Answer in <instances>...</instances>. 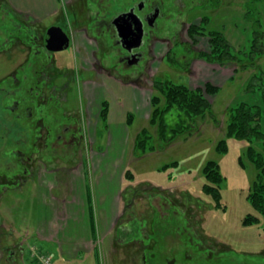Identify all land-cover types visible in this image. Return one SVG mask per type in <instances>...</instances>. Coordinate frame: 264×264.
I'll list each match as a JSON object with an SVG mask.
<instances>
[{
	"label": "rangeland",
	"instance_id": "374dc122",
	"mask_svg": "<svg viewBox=\"0 0 264 264\" xmlns=\"http://www.w3.org/2000/svg\"><path fill=\"white\" fill-rule=\"evenodd\" d=\"M64 1L68 0H16L18 4H14L15 0H0V50H2L0 51V81L2 82L7 77L8 80L11 79V74L16 71L19 72V78H21V73L28 77L31 73L29 64L27 67L24 65L21 67L28 56V49L18 43L12 45L9 50H3L8 48L6 47L9 43V41L6 42L7 36L12 35L16 29L15 25L18 21L14 14L19 12L29 15V18L32 16L38 21L36 27L41 32L46 26L57 23L65 24L66 31L70 32L71 43L66 49L55 52L53 59L55 68L65 73L68 72L66 78L74 86L73 90L67 91L66 100L62 102L58 111L79 109V111H84L86 121L81 153L83 154L82 163L80 170L69 171L73 173L70 179H74L77 184L79 172L83 170L86 178L82 180H84L88 193L91 189L102 193V191H115L114 189L118 187L115 202L117 208L114 204L112 210L114 220H118L114 228L111 229L110 225L106 224L105 207H101L99 218L100 206L96 204V200L92 204L96 220H102L104 228L101 229L97 224L98 253L90 255L85 264H136L138 262L136 259L132 260V256L129 262L127 256V250L130 251V255L134 254L135 246L124 244L123 239H116L117 227L123 220H129V215L130 218L136 216L142 219L141 225L144 228L142 238L146 242V245L144 244L146 248H153L156 244L155 239L160 236L158 245L154 248L157 255L156 264H166L175 258L186 260L183 257L187 253L198 255L194 247L187 245L188 240L196 242L198 238L201 249L209 247L219 249L214 253L211 264H264L262 227L264 219L254 211L247 199L256 169L244 155L248 143L244 140L225 137L226 108L229 103L233 100H243L249 103L260 102L258 92L244 91V84L256 69H241L235 63L207 62L200 55V52L208 51L207 38L194 37L192 40L186 32H183L182 41L186 43L183 48L188 49L190 46L193 52L187 55L180 46H176L172 52L168 53V56L163 58L166 43L157 42L152 46L149 69L140 75L138 82L125 85L121 80L125 79L122 76L115 78L105 72L95 74L96 71L101 72L95 61V56H99L101 51L98 42H92L89 36L86 37L83 28H80L82 25L92 27V24L88 22L89 15H87V9L89 10L90 6L87 7L85 0H69L67 5ZM125 1L127 0L113 1L112 7L122 8ZM199 2L198 7L191 8L192 10L189 11L188 21L200 23V17L203 14L207 15L206 19L209 24L207 27L222 30L233 46L237 47L245 41L248 34L247 29H250L249 23L244 19L248 0H199ZM10 9L17 12L11 13ZM258 9L263 11L260 17L264 18V10L261 7ZM85 12L86 15L83 16L82 13L85 14ZM74 13L77 17L73 15ZM76 24H78L77 28L74 27ZM20 28L23 33L19 35L23 37L25 26ZM245 45L248 43L245 42ZM184 54L187 58L182 56ZM105 57L107 58V55ZM257 63L264 69V56L258 59ZM156 77L170 79L176 83H185L191 88L210 82L218 86L219 90L215 95L207 96L211 102L212 111L195 118L193 127L189 131L177 136L169 143L160 142L153 151L149 150L144 154H139L133 152V141L137 132L145 127L151 132L153 138L157 137L155 127L148 122L152 109L150 97L156 93L153 89V80ZM66 78H58L56 85L64 84V81H67ZM9 84V81L3 82V85L8 88ZM6 92L0 89V102L8 97L6 101V106H8L15 96H5ZM134 96H136L135 100ZM105 100L110 105L107 119L103 120L99 112ZM2 110L0 112L1 121L2 114L8 118L14 116L8 114L5 109ZM176 117L175 110H171L165 116L171 124L177 121ZM130 118L131 123L126 125L125 122L130 121ZM18 122L21 123V120ZM7 123L5 129L0 127V136L5 133L6 141L9 142L12 134L10 131L12 130L10 125L12 119H9ZM262 126L264 129V121ZM51 128L59 132L58 124H52ZM223 138H226L228 149L225 152H218L217 142ZM255 147L260 151L258 146ZM4 152L7 154L6 151ZM9 155H6L7 158ZM240 158L244 163L242 166L239 164ZM209 160H214L219 164L220 172L224 176L220 190L222 197L220 208L215 207L213 198L202 189L206 182L203 167ZM174 161L177 162V166L159 170L161 166ZM66 164L62 161L56 163L58 172L55 178L45 176L44 174L48 173L46 170L40 173L39 221L34 220L32 211L37 207V202L33 199L37 197V188L32 187L35 181H31L28 186L24 185L22 193H6V201H4L7 206H1V210L6 216V220H3L4 226L7 232H12V235L4 241V245H12L14 239L22 243L24 252L19 264H41L42 253L56 254L50 242L37 238L33 242L31 238L34 234L36 237L37 235L42 237L49 230L46 223L47 220L52 219V216L48 215V208L52 209V215H55L54 220H60L67 212H70V209L66 210L63 205L62 197L54 204L52 198H49L53 192L57 195L55 192L57 188L62 190L61 195L66 193L63 191L64 186H67L64 181L67 180L66 175L69 173L66 174L67 170H62L63 167H67ZM4 167L5 165L2 168ZM128 169L134 174L133 180H126L124 177ZM130 189L138 191L133 195L131 205L128 200ZM93 195H96L94 191ZM163 200L166 203L170 200L171 205L161 207ZM166 208H168L167 211H165ZM88 211H90L89 206ZM248 213L257 215L260 222L244 225L242 220ZM70 215H72L71 212L68 216ZM77 217L80 216L77 215ZM36 222L39 224L37 228L34 226V223L37 225ZM190 227L194 229L193 232ZM36 229H39L38 234ZM57 234L59 236L60 232ZM136 246L138 249L135 253L139 254L141 251V254V245ZM35 248L39 253H36ZM173 248H176L175 257H171L169 253L170 250H174ZM150 253L151 251L147 249L146 256ZM54 263L57 264L55 261Z\"/></svg>",
	"mask_w": 264,
	"mask_h": 264
},
{
	"label": "flooded vegetation",
	"instance_id": "af4514ba",
	"mask_svg": "<svg viewBox=\"0 0 264 264\" xmlns=\"http://www.w3.org/2000/svg\"><path fill=\"white\" fill-rule=\"evenodd\" d=\"M68 1H64V3L66 4ZM85 1L87 7L90 6L89 10L87 9V15H89L88 22L92 24V27L82 25L80 28H83L86 37L89 36L90 40H93L92 42H98L101 51H99V56H95V61L98 63L101 72L96 71L95 74L105 72L115 78L122 76L125 79L121 80L127 85L130 82H138L140 75L149 69L152 46L157 42L166 43V52L163 58L168 56V53L172 52L176 46H180L187 55L189 52H193L190 46L188 49L183 48L186 43L182 41V37L183 32L188 34L190 25L199 23H192L187 20L189 11L200 4V2L198 3L199 0L197 5H195L196 0H127L124 2V7L116 9L112 7V3L119 0ZM12 10L10 9L11 13L17 12ZM73 15L77 17L75 13ZM82 15H86V12ZM28 16L19 12L14 14L19 23H16L14 33L7 36L6 42L9 41V43L6 47L8 48L3 49L9 50L12 45L18 43L28 49V56L21 67H27L29 64L31 73L29 77L23 76L21 73V78H19V72L16 71L11 74V79L8 80L7 77L2 82L0 81V89L9 91V94L6 92L5 96H15L8 106H6L8 97L3 98L0 102V112L5 109L8 114L14 115L12 118H8L2 114V121L0 118L2 129H5V125L8 124L7 121L12 119L10 124L12 134L9 137V142L6 141L5 133L0 136V156L2 159L0 163V264H19L24 252L22 243L16 239L12 245H4V241L12 235V232H7L4 226L3 220H6V216L1 210V206H7L5 203L6 193H22L24 185L28 186L42 170L49 172L57 169L56 163L58 161L67 163V167H63L62 170H80L85 138L84 111H79V109L58 111L62 102L66 100L67 91L73 90L74 84L66 78L68 72L65 73L55 68L53 58L54 53L58 51H50L44 44L46 30L51 26H58L67 33L68 45L71 43L70 32L66 31L65 24L62 23L46 26L41 32L36 27L38 21L31 15V18ZM204 16L207 15L203 14L200 21ZM21 26H25L23 37L19 35L21 32L23 33ZM77 26L78 24L74 27L77 28ZM167 39L169 40L167 41ZM182 56L187 58L185 54ZM189 56L191 58L192 54ZM60 77L66 78L67 81L58 86L56 80ZM4 81L6 83L9 81V88L3 85ZM20 120L21 123L18 122ZM52 124H58L59 132H55V129L51 128ZM4 151L10 154L8 158ZM4 165L5 167L2 168ZM8 171L9 173H7ZM132 190L130 189V198H128L130 205L133 195L138 193L135 190L132 193ZM161 204V207L164 206V208L171 205L170 200L168 203L163 200ZM167 210L168 208L165 209V211ZM174 212L173 214L177 216ZM141 224L142 219H138L136 216L130 218L129 215V220H123L117 227L116 239H123L126 245H134L136 251L138 249L136 245H141V254V251L139 254L134 251V254L130 255V251L127 250L129 262L132 256V260L136 259L138 264H156L157 255L154 248L158 245L160 236L155 239L156 244L153 248H146L144 246L146 242L142 238L144 228ZM190 228L193 232L194 229ZM180 231L182 232V230ZM119 234L121 235L119 236ZM31 239L34 242V235ZM176 243L178 244V242ZM188 244L195 248L198 255L194 256V254L187 253L183 257L186 260L175 258L166 264H211L214 253L219 250L211 247L201 249L199 238L196 242L188 240ZM147 249L151 251L149 256H146ZM175 249L170 250L171 257L176 256ZM34 250L39 253L36 248ZM188 260L192 261L189 262Z\"/></svg>",
	"mask_w": 264,
	"mask_h": 264
},
{
	"label": "trees",
	"instance_id": "16d2710c",
	"mask_svg": "<svg viewBox=\"0 0 264 264\" xmlns=\"http://www.w3.org/2000/svg\"><path fill=\"white\" fill-rule=\"evenodd\" d=\"M264 10V0H248L246 4L245 21L249 23L247 38L237 47L233 46L226 35L220 29L207 27V16L201 18L200 23L189 26L188 35L192 40L195 36H202L208 39V51L200 52L201 58L207 62L218 64L235 63L241 69L254 68L244 84V91L258 92L260 102L249 103L243 100H233L226 108L227 122L225 129L226 138L244 140L248 143L244 155L251 162L256 175L251 183L247 199L254 209L264 219V69L257 61L264 56V18L260 13ZM245 42L248 45H245ZM153 89L156 93L150 97L151 113L148 122L155 127L157 137L147 128H142L134 137L133 152L144 154L155 150L160 142L169 143L177 136L189 131L193 127V121L197 117L204 116L212 111L211 102L207 96L215 95L218 86L205 82L203 86L191 88L185 83H176L170 79L156 77L153 80ZM171 110L176 111V122L169 123L165 116ZM109 113L108 101L102 102L100 117L107 119ZM131 115V113H130ZM128 124L131 123L127 121ZM226 138L217 142L216 150L225 152L228 149ZM153 142H152V141ZM256 144V145H254ZM151 145V146H150ZM255 146L260 148V151ZM239 164L244 165L242 159ZM169 166H177V162L165 164L159 170H166ZM203 175L206 182L203 184V191L210 195L215 207H221V185L224 176L220 172L219 164L209 160L203 167ZM124 177L126 180H133L134 174L128 169ZM244 225L260 222L257 215L248 213L243 218ZM264 231V220H263Z\"/></svg>",
	"mask_w": 264,
	"mask_h": 264
},
{
	"label": "crops",
	"instance_id": "0c3cea01",
	"mask_svg": "<svg viewBox=\"0 0 264 264\" xmlns=\"http://www.w3.org/2000/svg\"><path fill=\"white\" fill-rule=\"evenodd\" d=\"M14 4H18L16 0ZM136 96H134V100L136 99ZM125 123L126 125L128 124L127 122ZM70 171L73 172V170ZM57 172L58 170L55 169L54 171H49L47 174L44 175L45 176L49 175V178L50 177L55 178ZM71 172H69V170L66 171V174L69 173L68 175H66L67 180L64 181V183L67 186H64L63 191H65L66 193L61 195L60 191L62 190H59V188H57V190L54 189L55 192H57V195H55L53 192V194L50 195L49 198L50 199L52 198L53 201L52 203L54 204L56 200L62 197V201L64 202L63 205L66 207V210L67 208L70 209L72 215H70L69 217L68 214H70V212H67L62 219L54 220L55 215H52V209L48 208L47 209L48 215L52 216L51 219L52 221L47 220L46 223L49 230L47 231L46 234L44 233L42 237L39 235H37L38 237H36V235L34 234L35 239L37 238L38 240L44 242H50L51 247L54 249L56 254L53 253H49V254L54 257L53 260L57 262V264H76V263L85 264L87 263L86 261L90 255L92 254L94 255L95 252L98 253L97 243L99 240L98 239L99 234H98L97 224L100 226L101 229L104 228L103 227L104 225L102 220H96V216H95L96 213L92 209V204L95 202L94 200H96V204L100 206V208L98 209V216L100 214L101 207L102 208L105 207L106 212L104 213H105V218L107 219L106 224L110 225V228L112 229L114 228L113 226L116 223V220H114L115 216L112 210L114 208L113 206L114 204H115V208H117V203L115 202L117 201L116 193L118 192V187L114 189L115 191H102V193L99 192L100 194L97 193L98 190L96 191L95 189L92 190L90 188L91 190L88 193L87 187L84 183V180L86 178V173L83 170H81L78 175L77 184H75L74 179L73 180L70 179L71 177H73V173ZM40 176L41 174L35 176L34 178L35 183L33 185L31 183L32 187L35 186V188H37V194H36L37 197L33 198L34 201L36 200L37 202V207L34 210H32L35 221L36 220L39 221V214H38L40 210L39 205L41 206V202L38 200V198L40 197L39 195ZM93 191L96 195H93ZM88 206L90 211H88ZM62 211H64V209ZM77 215L80 217H77ZM105 218L103 217V220H105ZM40 219H41V215H40ZM80 220L82 222V225ZM36 223L37 225L34 223L35 228H37V226L39 225L38 222ZM38 230H37V234H38ZM58 232H60L59 236H57ZM35 239L34 241H36Z\"/></svg>",
	"mask_w": 264,
	"mask_h": 264
},
{
	"label": "water",
	"instance_id": "95a60500",
	"mask_svg": "<svg viewBox=\"0 0 264 264\" xmlns=\"http://www.w3.org/2000/svg\"><path fill=\"white\" fill-rule=\"evenodd\" d=\"M69 37L58 26H51L46 30L44 44L50 51H61L68 47Z\"/></svg>",
	"mask_w": 264,
	"mask_h": 264
},
{
	"label": "built area",
	"instance_id": "2783aa9c",
	"mask_svg": "<svg viewBox=\"0 0 264 264\" xmlns=\"http://www.w3.org/2000/svg\"><path fill=\"white\" fill-rule=\"evenodd\" d=\"M41 264H53L52 263V257L48 254H42L40 256Z\"/></svg>",
	"mask_w": 264,
	"mask_h": 264
}]
</instances>
